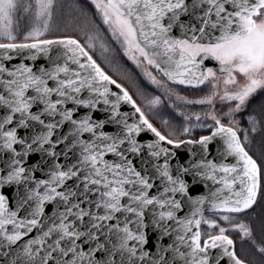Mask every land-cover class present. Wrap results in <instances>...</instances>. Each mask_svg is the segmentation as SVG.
Masks as SVG:
<instances>
[{
	"label": "snow or ice",
	"instance_id": "6c2138e0",
	"mask_svg": "<svg viewBox=\"0 0 264 264\" xmlns=\"http://www.w3.org/2000/svg\"><path fill=\"white\" fill-rule=\"evenodd\" d=\"M113 45L160 92L143 107L92 54ZM258 90L264 0H0V264H254L234 233L264 264L242 218L264 190ZM165 101L182 122L162 131Z\"/></svg>",
	"mask_w": 264,
	"mask_h": 264
},
{
	"label": "trees",
	"instance_id": "16d2710c",
	"mask_svg": "<svg viewBox=\"0 0 264 264\" xmlns=\"http://www.w3.org/2000/svg\"><path fill=\"white\" fill-rule=\"evenodd\" d=\"M63 2L68 5L72 3V0H63ZM83 2L84 0H81V3ZM89 7L91 6L89 5ZM69 17L73 19L70 20ZM72 20H75L77 23H81L83 27L85 26V19L79 16V14L75 10H69L67 8L65 9L64 17L59 18L57 21H55V23L59 24L60 29H64V26L66 24H69ZM67 30L69 32L75 30L76 34L80 36V33L76 28L73 29V27L70 26ZM56 34H60V32L58 31ZM80 38L82 40L84 39L83 36H81ZM92 54L97 60V62L101 64L104 70L108 72V74L111 75L114 79H116L119 83L123 84L124 87L127 88L129 92L133 95V97L137 99V102L140 103L142 107L144 106L143 101L137 95L138 88H145L148 92L160 94L159 91H155L153 87L149 86L146 83V81L141 77L136 68L133 67V65L127 60V58L123 57L124 55L118 47L116 52L107 53V56L111 61L110 63L107 62L101 56L99 49L93 51ZM174 87H176V91L180 92L181 95H185L188 97L200 95V93H202V90H204L205 88V86L196 89L182 88L177 86ZM262 98H264V92H260L258 90V92L254 94L253 97L250 99L248 105L249 109L257 107ZM175 103L178 106L182 107L183 110L186 112H191L196 107H191V105L189 106L187 104L183 105L182 103L179 104V102ZM167 104L168 101H165V107L159 109V117H152L150 115V118H153L156 126L161 128L162 131H166L164 125L161 122L163 118H169L173 125L182 122V117L177 116L175 113V109L167 107ZM177 130L179 131V128ZM205 133L206 132L197 130L195 132V135L199 136ZM262 137H264V131H258L257 133L252 135V142L247 146L250 154L253 155L254 158H256L258 161L261 160V152L264 151V143H262ZM262 217H264V190H262V192L258 195V199L255 205L250 210H246L244 216L242 217L251 224L253 228V237L256 239L257 243H264V240L261 239L259 229V222ZM233 238L237 241L236 251L241 256V258L246 260H253L254 264H260L262 255L256 252L254 245L251 243V240L246 239L243 241V243H241L238 238V233H234Z\"/></svg>",
	"mask_w": 264,
	"mask_h": 264
},
{
	"label": "rangeland",
	"instance_id": "374dc122",
	"mask_svg": "<svg viewBox=\"0 0 264 264\" xmlns=\"http://www.w3.org/2000/svg\"><path fill=\"white\" fill-rule=\"evenodd\" d=\"M70 26L71 27H73V29L74 28H78V26L80 27V28H83V26H82V24L81 23H77L75 20H72L70 23ZM118 47V46H117ZM121 52H122V50H121ZM122 54H123V52H122ZM124 55V54H123ZM123 57H125V58H127L126 56H123ZM128 60V59H127ZM132 65H133V67H135L136 68V70L138 71V73L141 75V77L145 80V78L143 77V75H142V72H141V69L140 68H138V67H136V65L135 64H133L132 63V61H130V60H128ZM146 81V80H145ZM146 83L148 84V82L146 81ZM149 85V84H148ZM149 86H151V87H153V89L155 90V91H159V90H157V89H155V86H152V85H149ZM205 89V88H204ZM200 94H202V93H200ZM197 96H199V95H196V96H189V98H195V97H197ZM173 100H175V97H173ZM176 102H179V104L180 103H182L183 105H184V103L183 102H180V101H176ZM217 105H219V100H217ZM190 106V105H189ZM192 106H196L192 111H200V110H202V108H201V106H199V105H191V107ZM202 132H205V131H202ZM205 134H207V133H205Z\"/></svg>",
	"mask_w": 264,
	"mask_h": 264
},
{
	"label": "water",
	"instance_id": "95a60500",
	"mask_svg": "<svg viewBox=\"0 0 264 264\" xmlns=\"http://www.w3.org/2000/svg\"><path fill=\"white\" fill-rule=\"evenodd\" d=\"M114 87V86H113ZM180 87H184V88H191V87H188V86H180ZM201 87V86H200ZM125 110H128L129 109V106L128 105H123L122 106ZM213 147H215L214 145H213Z\"/></svg>",
	"mask_w": 264,
	"mask_h": 264
}]
</instances>
